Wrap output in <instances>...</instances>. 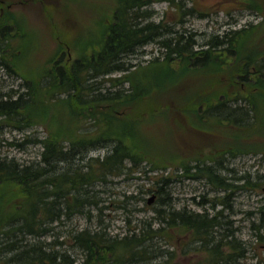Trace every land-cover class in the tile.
Returning a JSON list of instances; mask_svg holds the SVG:
<instances>
[{
  "label": "rangeland",
  "instance_id": "obj_1",
  "mask_svg": "<svg viewBox=\"0 0 264 264\" xmlns=\"http://www.w3.org/2000/svg\"><path fill=\"white\" fill-rule=\"evenodd\" d=\"M170 1L153 0L143 11L155 24L195 35L198 50L213 36L249 30L252 25L256 29L253 35L251 31L248 34L251 38L243 39L244 42L238 39L239 59L264 51V45H260L264 41L261 0ZM181 2L193 9V16L180 19L176 5ZM115 5V0H0V23L8 27L9 33L7 43L3 41L0 50V56L3 54L9 63L7 67L0 65V98L17 99L22 95L35 100L38 108L46 106V117L55 113L54 128H66L73 115L69 100L67 95L52 98L43 94L42 90H51L50 94L54 95L47 75L59 59L57 66L71 65L76 59H88L92 52L99 50L104 30L112 22ZM250 6L255 9H249ZM200 14L203 16L199 17ZM165 54L158 44H149L122 59L125 67L130 66L128 72L87 79L91 90L82 94L85 98L116 92L133 95L134 100L127 96L94 106L104 109L109 105L116 110L111 132L128 136V146L143 160L133 172L95 185L94 199L98 205L91 208L92 218L88 219L87 213L63 218L40 240L47 244L62 242L61 249L67 247L72 256L79 257L80 252L72 247L70 238L74 231L106 228L111 237H122L138 231L144 222L152 223L157 229L159 223L154 209L162 207L157 203L156 193L151 191L156 180L166 177L170 183L162 194L170 196L175 211L187 209L207 214L209 218L216 216L221 222L206 247L194 240L193 233L179 228L171 233L170 239H154L155 248L173 254L170 264H215V255L207 247L219 242L222 244L217 250L222 257L217 264H264V100L259 101L253 129L244 130L216 121L206 115L209 107L221 101L229 103L242 94L238 87L225 90L239 60L224 56L213 69L186 70L178 61L165 63ZM127 76L132 81L127 82ZM235 82L239 84L238 78ZM241 88L247 90L244 86ZM57 98L60 101L54 104ZM238 106H243L242 102ZM99 112H94L97 118ZM36 117L45 121V112L36 113ZM50 120L47 118L46 122L21 131L4 126L0 131V158L14 159L23 165L37 162L42 148L36 141L49 135ZM92 123L90 118L83 120L79 124L81 131L93 130ZM66 133L64 129L62 137ZM111 147L92 151L89 158L104 157ZM198 165L211 166L230 187L223 190L216 182L209 184L207 178L185 177V168L192 167L191 174H195ZM0 192L5 195L4 202L8 200L7 195L12 197L8 187L0 185ZM25 242L33 244L37 240L26 238ZM228 242L235 245V251L226 246ZM164 260L160 257L142 264H159Z\"/></svg>",
  "mask_w": 264,
  "mask_h": 264
},
{
  "label": "trees",
  "instance_id": "obj_2",
  "mask_svg": "<svg viewBox=\"0 0 264 264\" xmlns=\"http://www.w3.org/2000/svg\"><path fill=\"white\" fill-rule=\"evenodd\" d=\"M152 1L115 0L112 22L104 30L99 50L92 52L88 59H76L71 65L57 66L60 64L59 59L55 68L48 73L49 87L51 86L54 95L50 94L51 90H42L43 94L51 95L52 98L67 95L74 115H71L72 120L66 128H54L55 113L46 117V106L38 108L34 104L35 100L23 98L22 95L17 99H12V96L0 98V131L4 126L21 131L30 125L46 122L47 118L51 119L47 123L49 135L36 141L42 148L37 162L23 165L14 159L0 158V185L10 188L12 194V197L7 195L8 200L4 202L5 195L0 192V264H142L160 257L165 260L159 264H170L173 254L155 248L152 243L154 239H170L171 233L179 228L186 233H193L194 240L206 247L213 239L214 229L221 227L216 216L209 218L207 214L187 209L175 211L170 196L162 194L170 181L161 177L154 182V190L151 191L156 193L157 203L162 207L154 209L155 219L159 223L157 229L153 228L152 223L144 222L138 231H131L122 237H111L106 228L98 231L89 228L74 231L70 238L72 247L80 252L79 257L72 256L67 247L61 249L64 245L62 242L47 244L40 240L47 237L54 230L53 224L61 223L63 218H70L76 213H87L88 219L92 218L91 208L98 205L94 199L95 185L119 178L126 172H133L142 162V157L128 146V136L111 132L114 129L112 122L113 115L117 114L116 110L109 105L104 109L94 106L97 103L123 100L127 96L134 100L133 95L116 92L110 96L99 94L93 99L82 96L84 92L91 90L86 84L88 78L128 72L130 66L125 67L122 59L141 48L156 43L166 51L163 60L165 63L178 61L186 70L213 69L221 57L237 58L239 61L235 63L233 75L225 90L238 87L239 93L242 92L244 97L236 95L229 103L218 102L217 106L209 107L206 115L244 130L254 127L259 101L264 100V51L255 55L249 53L239 59L241 44L238 39H250L248 34L251 31L253 35L256 27L249 25V30L229 31L223 37L213 36L198 50L195 35L186 31H173L149 20V14L143 9ZM160 1L172 3L170 0ZM261 2L264 5V0ZM176 7L180 19L193 16V9L187 8L184 2ZM249 9L255 8L250 6ZM7 28L0 23V50L3 49L2 42L7 43L9 38ZM260 45L263 46L264 41ZM3 57L2 54L0 65L9 66ZM236 78L239 84L235 82ZM128 79L132 81L129 76L126 77L127 82ZM223 96L226 94L223 93ZM59 101L57 98L53 102L57 104ZM239 102L243 106H238ZM96 110L101 111L99 118L94 114ZM39 112H45V121L36 117ZM86 118L93 121V130L82 132L79 124ZM64 129L67 133L62 137ZM108 145L112 147L104 157L89 158L90 152L100 151ZM192 169H184L185 177L192 180L207 178L209 184L216 182L223 190L230 187L214 173L211 166L201 168L198 165L195 167V174H191ZM101 214L102 210L99 209V215ZM26 238L36 239L37 242H25ZM221 244L219 242L213 247H207V251L215 255V264L222 257L217 250ZM226 246L232 251L236 250L231 242Z\"/></svg>",
  "mask_w": 264,
  "mask_h": 264
},
{
  "label": "water",
  "instance_id": "obj_3",
  "mask_svg": "<svg viewBox=\"0 0 264 264\" xmlns=\"http://www.w3.org/2000/svg\"><path fill=\"white\" fill-rule=\"evenodd\" d=\"M262 192L264 193V187L262 188ZM151 200H149L148 202H150Z\"/></svg>",
  "mask_w": 264,
  "mask_h": 264
}]
</instances>
